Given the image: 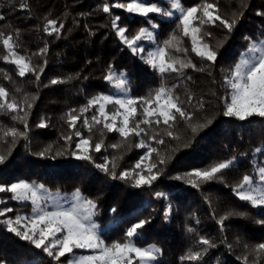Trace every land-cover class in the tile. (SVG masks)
Segmentation results:
<instances>
[{
	"label": "trees",
	"instance_id": "1",
	"mask_svg": "<svg viewBox=\"0 0 264 264\" xmlns=\"http://www.w3.org/2000/svg\"><path fill=\"white\" fill-rule=\"evenodd\" d=\"M105 2L112 5L130 3L131 0H0V32L15 35L14 30L18 29L17 51L31 56L34 65L43 66L37 81L32 73L25 77L18 76L15 65L0 60V69L12 77L7 80L0 72V85L18 101L27 95L33 104L27 116V129L21 122L12 120L11 113L0 112V126L16 127L26 132V138L18 137L14 144L11 137L7 138V142L0 137V153L7 155L5 162L0 164V184L10 185L21 180L42 184L47 190L45 193L55 197L54 201L59 192L58 202L63 206H69L72 194L80 189L84 196L95 200L97 204L93 220L107 244L122 241L128 228L147 219L149 222L139 230L140 236L133 239L138 247L156 245L161 250L153 264H244L238 258L246 254L249 264H253L256 259L259 264H264V254L257 257L251 253V246L264 243V224L257 222L264 221V206L254 208L247 201L239 200L232 191L234 184L244 174L254 175L256 165L264 166V154L254 153L255 148L264 146V119L252 117L238 121L223 115L224 98L230 91L225 88V77L239 62L242 54L247 53L251 42L264 39V16L257 15L258 12H264V0H244L247 7H241V0H209L217 4L219 14L224 18H231L237 11H242L243 16L237 17V24L231 33L222 26H206V31L212 33L205 38L206 42L217 51L215 63L202 60L191 51L190 39L183 38L181 47L188 49L186 58L197 68L205 69H184L183 72L191 80L176 73L161 74L141 58L157 46H163V42L174 31L179 35V13L170 8V0L145 2L155 3L165 11H174L172 17L159 13L141 17L121 8H112L109 14L102 10ZM201 2L182 0L185 8ZM21 3H26L28 7L21 8ZM114 16L121 17L117 23L120 27L128 28L126 35L129 36L140 27L150 28L148 21L151 20L157 25L155 29L150 28L155 39L138 42L144 47V52L133 54L112 27ZM48 19L56 20L57 26L62 23L63 29L52 35L44 32ZM245 37L250 39L246 40ZM45 46V55L32 56ZM2 54L4 49L0 44ZM174 55L185 58L182 53ZM109 66L117 74H124L126 91L117 89L114 82L104 79ZM53 79L65 82L52 85L50 81ZM162 82L170 88L177 85L175 91L182 100L185 99L186 89L192 94V103L185 107L194 114L193 123H205L206 119L212 123L200 129L195 139H192L188 124L178 120L173 131L180 137L179 141L164 136L165 144L157 145L147 136H133L119 149L108 146L120 142L122 138L116 132L105 130V147L99 153H91L95 163H103L104 157L108 160L116 157V171L119 173L133 168L145 154L147 149L136 147L141 139L158 147L162 154L177 144L190 141L191 147H181L167 165H159L164 169V175L151 186L134 188L130 180H113L92 162L77 160L68 154L75 150L74 145L79 140L74 135L71 142L66 143L63 139L73 133L65 123L64 114L69 109L83 107L98 94L133 98L148 96ZM198 100L203 101V109L198 108ZM108 109L113 110V106L108 105ZM95 112V108L89 109L85 116L90 118ZM42 120L47 123V127L37 126ZM99 127L95 126L90 134L82 122L77 123V129L85 137L92 136L93 144L101 138L97 131ZM163 130L164 126L161 125L160 131ZM49 146L51 151L45 157L38 155ZM57 152L64 154L56 155ZM234 156L237 158L235 165L218 174L221 179L203 183L199 188L192 187L183 179L171 178ZM151 159L155 162V154ZM156 193L164 195L157 197ZM11 196L10 192H0V201H3L0 209H13V212L7 213L13 217L17 213L31 214L30 201L13 200ZM112 208L116 211H111ZM232 210L247 215L230 216L221 227L217 221ZM188 227L194 228L195 232H188ZM201 236L213 241L216 246L208 248L199 261H182L181 257L189 248L198 251L207 247L197 243ZM245 245L249 248L246 249ZM74 251L80 254L88 250ZM64 259L61 258L62 261ZM0 261L3 264H56L42 249H36L28 241L21 240L3 225H0Z\"/></svg>",
	"mask_w": 264,
	"mask_h": 264
},
{
	"label": "snow or ice",
	"instance_id": "2",
	"mask_svg": "<svg viewBox=\"0 0 264 264\" xmlns=\"http://www.w3.org/2000/svg\"><path fill=\"white\" fill-rule=\"evenodd\" d=\"M21 8H27L26 3L20 4ZM241 7H247L244 0H241ZM112 8L125 9L128 13L138 14L141 17H148L150 13H159L165 17H172L174 11L179 13L177 17L179 24V35L174 31L169 38L163 42V46H157L154 51H149L147 56H141L147 64L156 69L159 73H176L186 80H191L183 70L192 68L197 71H204L203 67L197 68L196 64L186 58L187 48L181 47L183 38L188 37L191 41V51L199 56L202 60L215 63L217 51L206 42V37H210L212 33L206 31V26H222L231 33L237 24V17H242L243 12H234L231 18H224L219 14V8L216 3L209 0H202L198 5L185 8L182 0H170V8L172 10L165 11L159 5L153 3L148 4L145 0H131L130 3H115L109 5L105 2L102 10L111 14ZM257 15L264 16V12H258ZM2 19V17H0ZM120 16L112 18V27L116 30V34L120 40L132 51L133 54H141L144 47L141 41L154 40V34L151 29L157 27L156 24L148 21L149 27H140L135 34L129 36L127 27H120L118 21ZM218 22V23H217ZM64 25L61 23L57 26L56 20L48 19L43 31L52 35L59 33ZM15 35H5L0 32V44L4 49V54L0 55V60L5 63L13 64L16 67L17 75L25 77L28 73L35 75L36 80L40 78L43 66H37L32 63L31 56L22 55L17 51L19 30H14ZM249 40V37H245ZM47 53V47L39 49L32 56H43ZM174 53H182L185 58L174 55ZM46 63V61H45ZM0 72H3L0 69ZM4 78L11 80L12 77L3 72ZM68 79H71L69 77ZM110 83L114 82L117 89L126 91V78L123 73L117 74L115 70L109 66L108 72L104 77ZM64 80L53 79L50 84L55 85L64 83ZM225 88L230 90L224 98L225 117H234L238 121H246L252 117L264 119V39L253 41L249 44L247 53L242 54L241 59L235 64L230 74L225 77ZM177 85L171 88L165 83L150 92L148 96L133 98L131 96H116L98 94L93 96L86 105L79 109H69L65 113V123L73 130V133L63 137L66 143L73 140V135L79 137L75 143V150L68 152L69 155L77 160H85L92 162L97 169L108 174L113 180L131 181V186L140 188L151 186L160 176L164 175V169L159 165H167L172 156L180 151L181 147H191V142H185L182 145L177 144L169 149L166 154H162L158 147H153L150 143H146L141 139L136 147L147 149L145 154L140 157L133 168L123 170L117 173L116 157L108 160L104 157L103 163H95L92 152H101L104 145V132H116L122 138L120 142L111 144L108 147L119 149L123 143L130 137L147 136L149 140L154 141L157 145H164V136L171 140L179 141L180 137L173 131L178 120H183L191 129L192 139H195L197 132L211 124L210 119H206L205 123H193L194 114L189 112L185 105L192 103V94L185 90V99L177 94L175 89ZM20 91L19 88L16 89ZM33 100L35 97L32 98ZM108 105L113 106V110L108 109ZM33 104L29 101L27 95L21 101L15 96H11L9 91L0 85V112L11 113L14 121H19L24 125V129L28 128L27 116ZM197 106L203 109L202 100L197 101ZM95 108L96 112L89 118L85 113L89 109ZM82 122L83 126L91 134L95 126H100L97 131L100 133V139L92 143V136L85 137L83 133L77 129V123ZM143 125V127H142ZM164 126L163 132L160 126ZM40 128L47 127V123L42 120ZM0 137L5 139L12 138V143L16 142L18 137H25L26 132L16 127L0 126ZM51 151V146L45 148L38 153L41 157H45ZM256 154H264V146L257 147L254 150ZM11 154L9 150L8 155ZM64 153L57 152L56 155ZM155 154L156 160L152 162V156ZM53 159L55 157H52ZM7 159V155L0 153V164ZM237 158L234 156L224 161L213 162L204 168H194L190 171L171 177L175 180H185L194 188H199L201 184L216 179H221L223 170L232 168ZM148 161V163H145ZM155 170V171H154ZM253 174H244L242 178L236 182L232 188L234 194L241 201H247L252 207L264 206V166L256 165ZM46 192L44 185H37L34 182L29 183L20 181L10 185L0 184V192L12 193L11 199L17 201H30L31 214L21 215L17 213L14 217L8 216L7 213L13 212L11 208L0 209V225H3L8 232L14 233L21 240L28 241L36 249H42L52 261L56 264H153L157 260L161 250L156 245L148 247H138L134 242V237L140 236L141 229L149 221L147 219L140 220L133 224L125 232L122 241H113L111 244L105 243L98 232V225L93 220L96 214L97 204L95 200L84 196L80 189H76L72 194L73 203L70 207H63L58 202L60 198L57 192V199L54 201L53 207L49 210L47 203H42L45 197L41 192ZM157 197L164 195L156 193ZM3 203V201H0ZM115 212L116 209L112 208ZM247 214L232 210L221 217L217 222L223 227L224 221L230 216L245 217ZM264 224V221H257ZM197 223L199 221L197 220ZM187 231L192 233L195 229L188 227ZM198 244L207 246L201 250H193L189 248L181 260L199 261L208 248L215 247L213 241L200 237ZM231 247V246H229ZM246 249L248 245L244 246ZM76 249L92 250V254H77ZM251 253H255L257 257L264 254V243L251 246ZM249 253V254H251ZM65 259L62 261L61 258ZM244 264H249L248 254L242 258ZM0 264H3L0 261ZM253 264H259V260L253 261Z\"/></svg>",
	"mask_w": 264,
	"mask_h": 264
},
{
	"label": "rangeland",
	"instance_id": "3",
	"mask_svg": "<svg viewBox=\"0 0 264 264\" xmlns=\"http://www.w3.org/2000/svg\"><path fill=\"white\" fill-rule=\"evenodd\" d=\"M21 181L28 182V181H26V180H21ZM18 182H20V181H18ZM41 195H43V196L45 197V200L42 201V203H47V206H48L49 210H51L52 207H53V204H54V199H55V197H54L51 193H45V192H42ZM72 203H73V201H71V203H70L69 206H63V207H65V208L70 207ZM86 250H87V249H86ZM80 254H83V255H90V254H92V250H88V251H86V252H82V253H80Z\"/></svg>",
	"mask_w": 264,
	"mask_h": 264
}]
</instances>
